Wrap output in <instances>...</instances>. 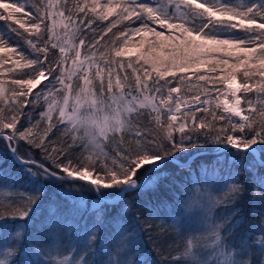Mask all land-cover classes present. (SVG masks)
Returning a JSON list of instances; mask_svg holds the SVG:
<instances>
[{
    "label": "snow or ice",
    "instance_id": "snow-or-ice-1",
    "mask_svg": "<svg viewBox=\"0 0 264 264\" xmlns=\"http://www.w3.org/2000/svg\"><path fill=\"white\" fill-rule=\"evenodd\" d=\"M0 21V181L31 188L0 204V235L24 221L0 264H155L128 258L135 229L116 234L124 255L106 250L95 226L67 244L41 250L29 241L21 251L48 183L67 185L60 194L78 209L85 200L71 193H94L96 210L154 187L167 165H180L177 153L213 145L218 156L238 150L229 198L219 202L240 199L244 161L264 154V0H0ZM256 182L264 200V177ZM198 202L189 196L182 209ZM238 211L221 219L183 210L170 225L179 246L161 264H264V227L253 243L232 238ZM56 213L53 202V224Z\"/></svg>",
    "mask_w": 264,
    "mask_h": 264
},
{
    "label": "trees",
    "instance_id": "trees-1",
    "mask_svg": "<svg viewBox=\"0 0 264 264\" xmlns=\"http://www.w3.org/2000/svg\"><path fill=\"white\" fill-rule=\"evenodd\" d=\"M255 2L256 0H248V3ZM101 3H105V0H101ZM17 15L22 16V14ZM4 24L5 22L0 21V28ZM14 26L18 27V25ZM132 58L134 59L135 55H132ZM213 148V145H208L177 153L180 165L184 167L170 163L162 170L167 175L163 176L154 187L141 193L129 192L116 203L106 201L96 205V210H93V201L97 199L94 193L72 192V198L85 200V207L78 209V206L74 205L70 199H65L60 194L61 189L67 188V185L48 183L46 196L42 198L40 207L34 210L35 214L30 218L31 223L20 238L23 243L19 245V249L21 251L29 249V241L33 248L41 250L53 244L64 245L85 226L89 229L95 226L98 229L97 235L103 239L106 250L124 255L127 249H120L119 237L116 234L122 229L128 232L135 229L141 233L140 241L135 253L128 258L131 260L146 258L154 261L155 264H161V254H175L179 246V238L170 225L172 218L179 216L183 211L182 201L189 196L201 197L202 195H210L217 199L214 214L221 219L230 216L233 208H238L239 211L232 217L231 222L235 223L239 220L240 223L233 229L232 238L237 244L245 237L249 243H253L260 236L261 228L264 227V200L257 195L260 189L256 182L258 177H264V168L255 167L250 171L248 165L258 164L264 158V154L258 152V158L256 155L254 158L249 156L244 161L243 170L237 177L244 186V192L238 201L225 204L219 201L229 198L231 176L239 170L241 156L232 155L237 153L238 150L235 149L227 155L218 156ZM2 151L3 149H0V153ZM3 167L9 169L11 177L18 175V168H10L8 163H5ZM29 191H31L30 186L22 180L17 179L10 187H3V181H0V204L21 195L26 196ZM107 200L115 201V198L109 197ZM53 202L56 203V215L59 217L55 224L50 222L54 219L50 215V205ZM97 214L100 215L99 223L96 220ZM145 220L149 221L151 227L144 223ZM161 222H164L163 227ZM20 223L24 221L16 220L13 222V230L8 234L0 235V256L6 255L7 250L16 243L15 225ZM253 247H258V244H253ZM100 258L97 257V259ZM103 259H108L106 253Z\"/></svg>",
    "mask_w": 264,
    "mask_h": 264
},
{
    "label": "clouds",
    "instance_id": "clouds-1",
    "mask_svg": "<svg viewBox=\"0 0 264 264\" xmlns=\"http://www.w3.org/2000/svg\"><path fill=\"white\" fill-rule=\"evenodd\" d=\"M198 203L192 204L191 207H184L186 214L191 215H211L214 213L217 206V199L210 195H202L201 197H196Z\"/></svg>",
    "mask_w": 264,
    "mask_h": 264
},
{
    "label": "rangeland",
    "instance_id": "rangeland-1",
    "mask_svg": "<svg viewBox=\"0 0 264 264\" xmlns=\"http://www.w3.org/2000/svg\"><path fill=\"white\" fill-rule=\"evenodd\" d=\"M147 38L150 40V39H151V35L149 34ZM138 39H139V38H138ZM132 55H136V53L133 52ZM255 155H256L257 157H259V153H258V152H257ZM108 201H113V200H108Z\"/></svg>",
    "mask_w": 264,
    "mask_h": 264
},
{
    "label": "water",
    "instance_id": "water-1",
    "mask_svg": "<svg viewBox=\"0 0 264 264\" xmlns=\"http://www.w3.org/2000/svg\"><path fill=\"white\" fill-rule=\"evenodd\" d=\"M122 198H123V197H122ZM122 198H121V199H122ZM107 202H108V200H107ZM116 202H118V201H110L109 203H116Z\"/></svg>",
    "mask_w": 264,
    "mask_h": 264
},
{
    "label": "bare ground",
    "instance_id": "bare-ground-1",
    "mask_svg": "<svg viewBox=\"0 0 264 264\" xmlns=\"http://www.w3.org/2000/svg\"><path fill=\"white\" fill-rule=\"evenodd\" d=\"M258 158V157H257Z\"/></svg>",
    "mask_w": 264,
    "mask_h": 264
}]
</instances>
